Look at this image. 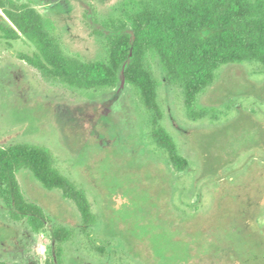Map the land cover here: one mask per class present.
I'll return each instance as SVG.
<instances>
[{"label":"rangeland","instance_id":"rangeland-1","mask_svg":"<svg viewBox=\"0 0 264 264\" xmlns=\"http://www.w3.org/2000/svg\"><path fill=\"white\" fill-rule=\"evenodd\" d=\"M13 1L40 13L66 56L91 63L107 60L104 32L129 27L126 15L139 0ZM33 51L24 39H0V147L46 148L96 220L83 229L72 201L22 169V196L48 222L35 233L0 200V264H46L57 248L61 264H264L261 66H222L199 95L195 111L203 116L194 120L181 88L148 54L161 125L188 162L179 173L152 140L137 90H79L47 80L20 59ZM56 228L69 239L54 243Z\"/></svg>","mask_w":264,"mask_h":264},{"label":"trees","instance_id":"trees-1","mask_svg":"<svg viewBox=\"0 0 264 264\" xmlns=\"http://www.w3.org/2000/svg\"><path fill=\"white\" fill-rule=\"evenodd\" d=\"M126 19L129 27L104 32L106 61L82 62L62 52L48 22L34 8L0 0V39L7 45L24 39L34 51L20 59L43 78L69 88L114 89L124 77L150 115L152 140L166 152L172 167L183 173L188 162L161 125L158 83L147 56H155L166 81L181 88L187 116L202 117V111H195L197 99L222 66L250 63L264 69V0H139ZM22 169L30 171L45 190H58L72 201L83 229L95 225L85 194L54 168L49 151L26 144L0 147V200L12 220H24L35 233L44 232L48 222L42 209L22 196L16 179ZM69 237L65 228L52 230L56 244ZM48 257L46 264H61L58 248L54 257Z\"/></svg>","mask_w":264,"mask_h":264},{"label":"water","instance_id":"water-1","mask_svg":"<svg viewBox=\"0 0 264 264\" xmlns=\"http://www.w3.org/2000/svg\"><path fill=\"white\" fill-rule=\"evenodd\" d=\"M130 56H131V55H130ZM124 84H125V78L122 77V79H121V81H120V86H119V88H118V91H120V89L123 88Z\"/></svg>","mask_w":264,"mask_h":264}]
</instances>
